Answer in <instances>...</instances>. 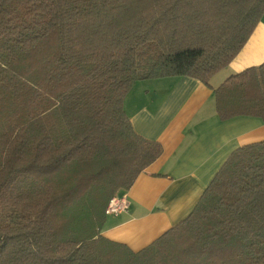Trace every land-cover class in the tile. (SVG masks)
I'll return each instance as SVG.
<instances>
[{
  "label": "trees",
  "instance_id": "trees-1",
  "mask_svg": "<svg viewBox=\"0 0 264 264\" xmlns=\"http://www.w3.org/2000/svg\"><path fill=\"white\" fill-rule=\"evenodd\" d=\"M264 0H0V264H264V140L235 148L190 213L133 251L105 207L162 153L123 108L139 80L209 85ZM264 122V62L214 89Z\"/></svg>",
  "mask_w": 264,
  "mask_h": 264
},
{
  "label": "crops",
  "instance_id": "crops-1",
  "mask_svg": "<svg viewBox=\"0 0 264 264\" xmlns=\"http://www.w3.org/2000/svg\"><path fill=\"white\" fill-rule=\"evenodd\" d=\"M264 62V13L244 47L209 85L188 76L136 81L123 108L140 136L159 142L161 155L127 190L126 211L107 216L101 234L137 251L185 218L227 156L264 140L259 117L219 118L214 89L230 75Z\"/></svg>",
  "mask_w": 264,
  "mask_h": 264
},
{
  "label": "built area",
  "instance_id": "built-area-1",
  "mask_svg": "<svg viewBox=\"0 0 264 264\" xmlns=\"http://www.w3.org/2000/svg\"><path fill=\"white\" fill-rule=\"evenodd\" d=\"M129 205L128 199L124 194H116L111 197L105 207L106 216H116L127 210Z\"/></svg>",
  "mask_w": 264,
  "mask_h": 264
},
{
  "label": "rangeland",
  "instance_id": "rangeland-1",
  "mask_svg": "<svg viewBox=\"0 0 264 264\" xmlns=\"http://www.w3.org/2000/svg\"><path fill=\"white\" fill-rule=\"evenodd\" d=\"M149 80H151V79H149ZM106 217H107V216H106ZM106 217H105V218H106Z\"/></svg>",
  "mask_w": 264,
  "mask_h": 264
}]
</instances>
